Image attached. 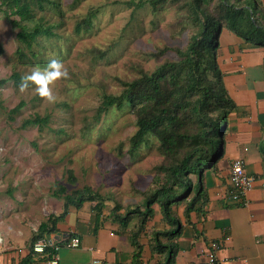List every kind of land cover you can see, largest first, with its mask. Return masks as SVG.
I'll return each instance as SVG.
<instances>
[{
    "label": "rangeland",
    "instance_id": "374dc122",
    "mask_svg": "<svg viewBox=\"0 0 264 264\" xmlns=\"http://www.w3.org/2000/svg\"><path fill=\"white\" fill-rule=\"evenodd\" d=\"M127 1L131 0H27L34 18L22 24L40 23L48 29L27 47L19 42V30L11 24L19 17L5 15L0 0V252L27 249L39 234L38 226L50 215L61 214L65 202L59 188L73 197L84 188L94 195L93 201L86 200L78 209L77 214L85 215L76 224L82 235L94 233L92 217L97 203L101 219L110 220L130 239L141 217L130 215L126 228H122V216L135 208L143 210L145 200L165 182L169 175L166 170L180 164L186 151L199 146L208 151L207 144L191 140L180 141L174 150H168L160 136L149 135L145 144L131 152L135 109L104 108L102 98L120 95L125 84L149 76L165 63L179 62L178 52L186 50L200 21L222 18L225 5L242 9L245 0H166L156 7L141 8ZM246 1L256 10L252 0ZM238 22L244 35L247 20L241 17ZM243 35L235 38L248 49L259 48ZM218 41L222 48L221 32ZM219 48L216 61L223 79ZM53 58L63 60L69 72L51 85L55 101L42 97L34 82H29L28 88L20 87L25 74L37 66L45 67ZM15 74L19 80L13 78ZM204 74L215 81L211 69ZM182 75L174 89L162 82L161 94L147 104L149 113L157 118L162 116V108H176V135H195L205 130L193 110L200 96L183 94L181 89L175 93L185 83L183 71ZM20 102L23 106L12 113ZM208 110V117L217 120L218 109L209 106ZM36 115L48 116L47 124H23ZM220 127L216 135H220ZM215 141L220 146L219 139ZM187 177L194 186L196 176ZM193 193L173 207L176 214ZM153 207L156 213L142 233L148 240H152L154 230L168 227L163 219L157 220L158 205ZM70 208L75 209L72 204ZM123 237L116 239L123 244ZM76 251L60 247L58 254L66 253L68 260L60 264H82Z\"/></svg>",
    "mask_w": 264,
    "mask_h": 264
},
{
    "label": "trees",
    "instance_id": "16d2710c",
    "mask_svg": "<svg viewBox=\"0 0 264 264\" xmlns=\"http://www.w3.org/2000/svg\"><path fill=\"white\" fill-rule=\"evenodd\" d=\"M31 1L36 3L49 2V0ZM164 1L166 0H138L137 2L131 0L127 1L126 4L134 5L137 8L146 5L156 7ZM1 5L4 7L2 10L5 15H17L19 17V20H11V24L19 30L16 34L19 42L25 44L27 47H30L40 36L48 33V29L40 23L32 26L22 24V22H30L34 18L31 6L27 0H2ZM225 10L226 12L222 18L213 17L212 19L199 22V30L191 37L186 50L184 52H178L181 56L179 62L165 63L159 66L149 76H144L125 84V88L120 95H104L102 98L104 108L114 106L122 109L128 106L135 109V116L137 118L136 130L130 139L131 152H135L142 144H145L149 135L160 136L162 145H165L168 150H174L177 146L176 144L180 141L184 142L185 140L195 141L196 143L202 141L209 147L208 151H205L202 147L200 148V146L186 151L180 164L169 167L166 170L167 172L169 171V175H167L165 182L145 200L143 210L140 208L129 210L120 219V226L126 228V220L129 219L130 215L138 214L141 217L137 232L129 239L130 244L134 247L132 254L133 264H141V246L139 239L140 234L145 231V223L156 213L153 204L158 205L159 214L168 227L161 231L154 230L152 240H150L152 250L157 254H163V260L159 264H174L177 249L174 239L180 235L182 225L173 207L181 205L194 192V196L188 199L183 208L184 216L188 220L190 213L201 214L207 202L208 196L203 183L205 172L214 167L217 159L221 155V134L225 127L227 114L234 107L233 101L224 86L222 72L216 61L217 50L219 48L218 38L221 29L224 27L236 34V36H242L243 33L239 29L240 23L238 20L244 17L247 20L248 26V30L244 34L245 40L253 41V44L257 47L264 48V21L261 20L262 23H260L261 21L253 17L246 8L239 9L232 4L225 5ZM223 21H225L224 25L222 24ZM32 55L34 56V54ZM208 69H211L215 74V81L206 78L204 72ZM182 71L184 72L186 80L184 85L178 87L175 93L182 90L183 94L194 95L198 93L200 96L196 100L193 110L198 123L201 124V127H205V130L195 135H176L174 132V127L178 120L176 108H173L171 111L162 108V116L157 118L149 113L150 107L147 104L148 101L153 100L154 95L158 96V94H161L162 86L160 85L162 82L165 86L174 89L177 86L176 80L181 78ZM13 78L18 79V76L15 74ZM22 106L23 103L20 102L11 112L13 113L19 110ZM209 106L218 109L220 116L217 120L208 117L207 112L209 111ZM47 122L48 116L40 117L36 115L34 118L25 120L23 124L25 126H43ZM169 127H172L171 132L168 130ZM217 127H220V135L215 134ZM215 139H219L220 146L217 145ZM189 174L196 176L194 186L187 177ZM229 190L230 187L229 189L227 188V193ZM59 192L65 202L63 211L57 216L50 215L47 221L42 222L38 226V236L31 240V244L27 248L28 254L21 258L18 264H32L34 259L39 262H46L47 264L52 260L56 255L54 247H47L42 253H36L32 250L33 244L39 239L53 237L54 241H50L54 246L60 248L65 247L64 242H67L70 238L77 237L74 233L61 231L58 226L65 221L69 213V204H72L78 210L86 200L93 201L94 195L90 194V190L86 188L77 194V198L64 194L63 188H59ZM93 210L96 211L92 217L94 224L93 232L95 233L103 220L101 219L100 206L97 203L94 205Z\"/></svg>",
    "mask_w": 264,
    "mask_h": 264
},
{
    "label": "crops",
    "instance_id": "0c3cea01",
    "mask_svg": "<svg viewBox=\"0 0 264 264\" xmlns=\"http://www.w3.org/2000/svg\"><path fill=\"white\" fill-rule=\"evenodd\" d=\"M244 2V8L253 17L264 21V0H252L256 10ZM221 33L220 67L225 72L223 83L234 107L227 114L221 134V155L214 167L205 172L203 183L208 198L202 213H190L188 220L183 208L177 213L182 229L174 239L177 245L174 264H207L205 254L212 242L222 245L214 252V264H264V49L246 48L227 28ZM238 158L243 160L245 172L254 178V186L241 201L235 202L229 198L227 188L229 164ZM79 210L69 209L58 227L81 240L80 247L75 248L80 263L100 259L113 264H133L134 247L127 235L118 232L110 220L101 221L95 233L82 235L76 224L85 215L77 214ZM159 218L162 219L160 214ZM116 237H123L124 243ZM139 244L141 264H159L163 260V254L155 253L151 241L142 233ZM59 249L55 255L57 263H67L66 253L58 254ZM27 254L28 249L0 252V264H18ZM32 264L46 262L34 259Z\"/></svg>",
    "mask_w": 264,
    "mask_h": 264
},
{
    "label": "built area",
    "instance_id": "2783aa9c",
    "mask_svg": "<svg viewBox=\"0 0 264 264\" xmlns=\"http://www.w3.org/2000/svg\"><path fill=\"white\" fill-rule=\"evenodd\" d=\"M229 182H230V190L228 192V196L233 201H241L242 198L252 190L254 186V178L249 176L244 169V162L240 158L234 159L229 164ZM54 238L51 237L49 239H39L37 240L32 247V250L36 253H42L45 251L47 247H54V250H57L58 247L54 246L50 240ZM227 240V238H225ZM54 241V240H53ZM1 243V241H0ZM67 248L73 249L78 248L81 245V240L77 237H72L67 242H64ZM220 242H212L210 245V250L206 252L205 256L207 259V264L215 263L214 252L221 248ZM57 257H53L51 261L47 264H57ZM88 264H113L106 260L100 259H92Z\"/></svg>",
    "mask_w": 264,
    "mask_h": 264
},
{
    "label": "clouds",
    "instance_id": "9594fccd",
    "mask_svg": "<svg viewBox=\"0 0 264 264\" xmlns=\"http://www.w3.org/2000/svg\"><path fill=\"white\" fill-rule=\"evenodd\" d=\"M69 75L68 69L64 66L63 60L59 58L51 59L48 64L41 68L37 66L32 72L25 74L22 78L21 88H28L29 82H34L36 91L49 101H55L52 84L58 78L67 77Z\"/></svg>",
    "mask_w": 264,
    "mask_h": 264
},
{
    "label": "bare ground",
    "instance_id": "6f19581e",
    "mask_svg": "<svg viewBox=\"0 0 264 264\" xmlns=\"http://www.w3.org/2000/svg\"><path fill=\"white\" fill-rule=\"evenodd\" d=\"M55 251H57V250H55ZM54 257H56V256H54ZM58 264V263H57Z\"/></svg>",
    "mask_w": 264,
    "mask_h": 264
}]
</instances>
